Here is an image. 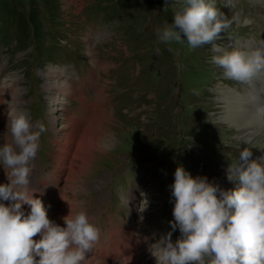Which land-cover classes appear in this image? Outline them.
Here are the masks:
<instances>
[{"label":"rangeland","instance_id":"1","mask_svg":"<svg viewBox=\"0 0 264 264\" xmlns=\"http://www.w3.org/2000/svg\"><path fill=\"white\" fill-rule=\"evenodd\" d=\"M227 1L231 2L0 0V16L7 5L27 19L36 5L31 12L38 26L34 31L28 19L21 29L17 15L4 29L0 25V201L8 203L2 194L15 190L26 196L35 192L27 207L19 200L13 205L14 212L0 208V264H54L49 238H41L31 215L24 212L47 219L67 238L69 225L86 217L89 196L93 201L101 197L102 187L104 194L111 190L99 201L103 211L107 209L101 212L102 223L98 222L105 227L122 222L128 208L126 194L132 190L141 192L134 209L145 212L151 221L163 206L168 212L173 210L172 204L180 198L186 203L198 200L199 208L208 202L219 205L225 215L239 206L249 216L264 208L253 201L241 206L247 192L258 194V184L245 186L238 181L233 188L224 184L227 171L244 164L249 166L247 174L261 179L256 157L264 154V140L242 138L223 120L221 111L216 112L215 99L220 81L238 87L234 75L241 69L237 68L241 54H235L237 47L251 41L264 49V11L259 9L264 4ZM229 18L233 21L223 30L220 23ZM215 46L225 55H216ZM60 68L61 75L54 77ZM92 72L95 79H87L86 84L84 77H91ZM54 80L70 82L72 92L82 99L76 94L67 97L64 91L50 97L46 88ZM78 85L83 89L78 90ZM64 96L66 103L61 102ZM61 112L76 114L79 126L88 127L91 114L104 116L106 122L102 141L108 146L94 153L86 175L75 179L71 187L66 185L67 169L59 175L54 172ZM101 176L100 182L93 183ZM62 189L64 197L57 198L55 194ZM41 194L48 197L46 204ZM166 195H170L168 202ZM218 195L223 196L220 201ZM198 205H194L196 210ZM180 208L193 209L183 204ZM143 217L146 227L148 219ZM167 219L163 214L151 230L164 227ZM92 226L93 221L77 240L85 248ZM98 229L105 235L106 229ZM208 235L211 240L216 237L215 232ZM38 237L43 241L38 242ZM63 248L64 244L55 247ZM207 248L210 255L212 249ZM62 258L63 264L74 262ZM191 259L188 252L181 262ZM148 260L165 264L159 256Z\"/></svg>","mask_w":264,"mask_h":264},{"label":"bare ground","instance_id":"2","mask_svg":"<svg viewBox=\"0 0 264 264\" xmlns=\"http://www.w3.org/2000/svg\"><path fill=\"white\" fill-rule=\"evenodd\" d=\"M246 1L250 5L264 4V0ZM263 7L261 6L262 9H259L264 11ZM234 8L235 5L232 6V11ZM204 10L207 14L208 9L205 8ZM232 21L233 19L229 18L220 23V26H223L224 30L225 26ZM215 41L222 42L220 39H215ZM243 43L244 41L240 44ZM255 46L251 41H245V45L240 48L237 47L235 51V54H241L240 60H238L240 65L237 67H241V69L234 75L238 87L231 88L225 83L226 81L222 80L215 88L217 91L215 98L217 102L216 112L221 111L223 120L227 121L231 128L237 129L245 140L250 139L249 137H262L264 140V49L260 50L261 48L259 49L257 46L255 48ZM214 51L218 56L225 55V52L219 46H215ZM97 66H102L103 69L106 68L104 64L100 65L98 62ZM61 69L56 70L54 77L61 75ZM90 75L91 77H84L86 84L87 79L89 81L95 79L93 72ZM239 87H241L240 90ZM46 89L52 98H55L57 92L64 91L67 97L76 94L78 98L82 99L78 93L72 92L70 82L67 81L54 80L52 83L50 82ZM77 89L83 88L78 85ZM83 93L84 97L87 96V93L84 91ZM89 94L90 97L95 95L92 91ZM67 97H62L61 102L66 103ZM86 99L93 103L90 101L91 98ZM60 106L62 105L56 106L55 109L60 108ZM64 115L66 114L62 113V116H60V125L56 130V132H59V140L56 142L57 145L54 151L56 158L54 172L59 175L67 169L65 175L66 185L71 187L75 179L80 181L86 175L94 158V153L104 152L108 146L106 141H102L106 135L105 130H103L106 122L104 116L91 114L92 118L89 119L91 124L88 127L79 126V123L76 122L78 118L76 114ZM261 145H264V143ZM262 150L260 151L264 152V148ZM256 158V162L259 164L257 165V171L260 172V180L247 174L246 171L249 166L245 164L230 168L225 177L224 184L232 188L238 181L245 186L254 183L259 185L260 192L258 194L247 192L246 196L242 198L241 206L243 207H246L252 201L253 203H261L260 205L264 207V154L261 153ZM102 177L93 183L100 182ZM243 177L244 180L241 181ZM102 188H100L102 194L101 197H98L99 199L96 198L93 201V197L89 196V204H86L85 207L86 217H80L76 220L74 218L69 219L75 221L68 227L67 238L63 237L54 224L47 222V219H41L36 214L24 212L28 217L31 215L33 226L39 230L41 238L44 240L45 237L49 238V249L54 253V264H58L59 259L63 264L62 256L64 260L67 257L73 259V264H152L148 259H154L156 256L162 258L165 264H264V208H258L256 205L258 209L254 210L249 216L247 210L241 209L240 206L238 209H230V214L225 215L226 212L221 211V206L211 202L202 210L188 211L184 214L174 207L173 210L169 211L170 220L168 223L159 230H151L155 224L157 225L158 219L162 217L166 209L163 206L157 216H153L156 223L154 220H149L150 216L145 212L141 213V210L137 212L134 209L141 192L132 190L126 194L128 208L122 222L116 225L110 223L105 227V225H100L98 222L102 223L101 212H107V209L103 211V205H100L99 201L100 198L104 199L111 190L104 194L103 191L105 190ZM27 189L30 188L27 187ZM50 190L53 191V187ZM151 192L152 190H149V194ZM34 194V190H31L29 196H26L22 190H15L11 194L4 193L2 195L8 203L0 201V208L8 207L9 211L14 212L13 205L19 200H22L20 205H23V208L27 207ZM41 195L46 204V201H49L48 197L44 194ZM60 195H64V189L55 194L57 198ZM258 195H261V197H257ZM234 196L237 197L238 193L235 192ZM222 197L218 195L216 200L220 201ZM181 199L178 200L177 204H188L184 202V199L183 202H180ZM148 201L152 202L151 198ZM59 214L55 217L59 218ZM143 215L148 219L146 227L143 224L145 219ZM14 218L18 219V215L15 214ZM125 218L127 219L123 221ZM91 221H93V226L88 230L89 236L87 238V248H85L77 240L82 233L87 231V225L91 224ZM108 221H111V217H108ZM94 223L98 224V227ZM99 226L106 229V239L102 231L98 229ZM212 232L216 233L213 240L208 235ZM103 236L104 239H102ZM255 237L258 239V243ZM41 238L38 237V242L43 241ZM167 239H170L171 242H168ZM60 244H64L63 250H56L55 247ZM207 247L212 249L210 255L207 253ZM143 252L147 254L146 257L142 256ZM188 252L192 253V259L189 262L182 263L184 262H181L182 257ZM107 255L109 259H105ZM159 264H163V262L160 261Z\"/></svg>","mask_w":264,"mask_h":264},{"label":"trees","instance_id":"3","mask_svg":"<svg viewBox=\"0 0 264 264\" xmlns=\"http://www.w3.org/2000/svg\"><path fill=\"white\" fill-rule=\"evenodd\" d=\"M43 1L48 2L49 4H52L54 2V0H43ZM30 2L32 3V0H30ZM35 7H36V5H35ZM35 7L33 6L31 10L35 11L36 10ZM3 8H4L5 14H4V16H0V25H1V28L2 29H4L3 27H6L8 25L7 22L9 21V19H15L16 18V15H17V16H19V23L18 22H16V23L20 25L21 29H25L24 26H25L26 22L28 21V19H30V21L32 23L33 30L34 31H38V26H37V24H35V21L33 20V14H34V12H31V10H29L30 11V16L27 19H25L24 16H23V14H21V15L15 14V10H16L15 7L13 9L10 6L3 5ZM12 12H14V14ZM3 19L6 20L5 21V25H3V23H2Z\"/></svg>","mask_w":264,"mask_h":264}]
</instances>
